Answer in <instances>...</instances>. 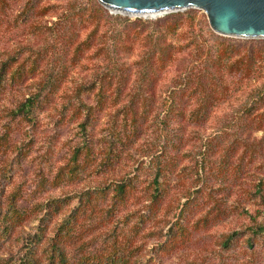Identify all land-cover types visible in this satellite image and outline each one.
<instances>
[{
	"label": "rangeland",
	"instance_id": "rangeland-1",
	"mask_svg": "<svg viewBox=\"0 0 264 264\" xmlns=\"http://www.w3.org/2000/svg\"><path fill=\"white\" fill-rule=\"evenodd\" d=\"M73 1L0 0V71L5 64H8L6 76L10 80L11 74L24 65L23 69L27 75H31L26 77L22 84L8 82L6 90L0 95V209L5 211L8 200L16 191L21 194L17 200L18 207L29 212L36 204H46L52 199L74 196L84 190L105 186L111 181L125 178L128 174L139 176V192L142 195L143 188L153 178L150 172L155 164L153 158L157 154V114L160 113L162 101L167 96L165 85L169 80L164 79L166 83H157L155 79L150 86L144 89L138 88L139 68H141L139 62L149 49L142 40L146 36L150 37L151 33L157 32L155 24L157 20L178 14H197L203 19L204 29L210 30L220 39L247 48L264 45V39L236 38L217 34L212 30L206 13L199 9L190 8L156 18L141 17L111 11L96 0L108 15H105L97 31L102 38L94 42L91 50L80 53L79 60L74 61L75 48L90 35L95 25L88 23L85 26L71 27L63 38L66 47H61L60 43L53 45L54 39L50 30L52 24L58 21L68 4ZM123 19L129 22H124ZM204 40L207 45L213 43V38L204 37ZM183 44H186V41ZM182 57L183 61L173 67L168 74L169 78L182 73L192 59L188 49ZM115 63L120 66L127 83L118 100H115L114 89L107 91L108 98L103 110L97 112V119L89 128L90 145L96 158L93 163L95 165L89 164L85 168L81 180L57 184L54 179L59 170L68 163L74 150L82 144L84 138L79 128L84 117L74 116L72 110L67 109L69 97L80 86H91L97 77L112 71ZM61 65L66 68L62 71L68 73L67 79L60 86L57 95L37 111V121L34 125L9 115L11 110L37 90V84L43 77L53 71L55 74L59 73ZM32 70L33 74L30 73ZM138 91L148 99V117L141 115L144 112L142 99L140 97L137 100L133 99ZM94 94L84 93V102L96 107ZM193 106V102L183 101L185 112L193 109ZM131 107L136 111L139 128L137 137H131V143L125 147H118L119 158L112 169L98 171V166L105 155L103 149L108 146L106 142L111 140L112 126L116 124V128L122 131L126 124L125 128L128 129L132 115L128 114L127 122L124 120V115ZM238 107L235 99L224 103L216 113H212L210 119L201 125L202 127H197L188 121V116L183 119V123H180L185 145L179 154L177 171L172 176L169 192L157 219L146 225L142 233L148 234L155 229L166 231V222L174 214L171 209L179 202L186 201L183 196L187 189H200L201 193L197 195V202L191 208L186 221L192 233L190 242L177 247L169 254L152 257L151 249L158 241L151 237L146 239L145 251L135 264H264V243L254 245V248L250 249L246 242L250 234L236 241L230 250H225L222 246L227 236L234 232H244L248 227L254 226L251 215L246 214V211L256 217V212L263 210L261 200L252 195L256 191L257 176L264 173V168L260 166L264 155L246 168L243 167L240 173L238 162L241 150L228 154L229 165L223 162L226 157L224 153L217 152L211 157V167H206L207 170L203 171V174L200 171L202 178L196 179L195 162L201 156L198 153L205 141L200 143L194 133L199 130L208 135L218 126L230 123L229 121L233 122ZM5 135L7 136L4 137ZM3 137L6 138L5 141ZM251 137L252 140L264 138V133L254 132ZM232 140L233 137L229 138L223 146L229 145ZM3 143L4 145H1ZM21 147L22 152H19ZM175 152L170 150L171 155ZM141 163L144 167L138 170ZM5 175L8 177L5 178ZM76 203L77 201L74 200L73 206ZM105 204L110 206L111 200ZM140 208V200L134 199L120 213L118 219L122 221L125 219L124 216ZM69 211L70 209L61 213L49 225L47 239L53 235L55 225L66 217ZM166 211L167 213L171 211L167 215L169 219H166L167 216L163 219ZM41 216L31 213L20 227H15L9 236L6 235V239H0V264H14L20 261L26 253L27 245L31 244L37 233ZM205 216L208 217L209 223L207 228L202 230L201 222L205 219H200ZM199 220L195 229L194 226ZM257 220L261 222L263 219L259 217ZM113 227L114 223L109 225L108 229L102 228L99 234L109 232ZM96 234L87 239L93 240L90 242L91 251H98L104 246L103 240H97ZM68 252L69 255L75 253L71 249H68Z\"/></svg>",
	"mask_w": 264,
	"mask_h": 264
},
{
	"label": "trees",
	"instance_id": "trees-1",
	"mask_svg": "<svg viewBox=\"0 0 264 264\" xmlns=\"http://www.w3.org/2000/svg\"><path fill=\"white\" fill-rule=\"evenodd\" d=\"M105 15L108 16L96 0H74L50 28L53 45L60 43L61 47H66L63 38L75 25H95L90 35L75 48L73 59L79 60L80 53L91 50L94 42L102 38L97 31ZM123 20L129 22L127 19ZM155 24L157 32L142 40L149 49L139 62L141 68L138 86L139 89H144L155 79L157 83H166L164 79H169L165 85L167 96L162 101L160 113L157 114V154L153 158L155 164L150 172L153 175L152 180L143 188L142 195L139 192V176L128 174L125 178L111 181L105 186L84 190L74 196L52 199L46 204H36L29 212L18 207L17 200L21 194L16 191L8 200L6 211L0 209V239H6V235L9 236L15 227H20L31 213L42 216L39 218L40 226L37 227L36 235L31 244L27 245L26 253L14 264H135L145 251L146 239L151 237L158 241L151 249L152 257L169 254L177 247L188 244L192 233L186 225L187 216L197 202L200 189H187L183 196L186 201L179 202L171 209L174 214L166 222V231L155 229L148 234L142 233L146 225L157 219L169 192L170 181L177 171L179 154L185 145L180 123H183L187 116L188 121L202 127L201 125H204L212 113H216L224 103L235 99L239 105L233 122L218 126L208 135L199 130L194 133L200 143L205 141L198 153L201 156L195 162L197 180L202 178L203 171L211 167V157L217 152L224 153L226 157L223 162L229 165L228 154L241 150L238 162L240 173L243 167L246 168L264 155V138L251 139L254 132L264 133V45L247 48L220 39L210 30L204 29L203 19L197 14L165 17L157 20ZM204 37L213 38L212 45H207L206 41H203ZM184 41L186 44H183ZM187 49L192 59L182 73L169 78L168 74L178 62L183 61L182 56ZM23 66L11 74L10 80L6 76L9 65L3 66L0 71V95L6 90L8 82L22 84L26 77L31 76L27 75ZM64 69V65H61L59 73L55 74L53 71L43 77L37 84V90L11 110L9 115L34 125L37 121V111L57 95L60 86L67 79L68 73L62 71ZM30 73L33 74V70ZM126 83L127 78L115 63L112 71L97 77L91 86H80L69 97L67 109H71L74 116L84 117L79 125L84 138L68 163L59 170L54 179L55 183L79 181L85 168L89 164L95 165L93 163L96 158L90 145L89 128L96 121L97 112L103 110L108 98L107 91L114 89L115 100H118ZM84 93H95L96 107L84 102ZM138 97L142 99L144 108L141 115L148 117V99L141 95L140 91L133 99L137 100ZM185 100L194 103L193 109L188 112L183 108ZM135 112L131 107L124 115L125 122L128 114L132 115L128 129L125 128L126 124L122 131L116 128V124L112 126L111 140L106 142L108 146L103 149L105 155L98 171L112 169L119 158L118 147H125L131 143V137H137L139 128ZM4 137L3 141L6 140ZM231 137V143L223 146ZM170 150H175V154L171 155ZM19 152H22V147ZM139 165L137 169L141 170L144 165ZM260 166L264 168V159L260 161ZM7 177L8 175H5V178ZM255 189L252 196L261 200L263 210L257 211L256 217L246 211V214L251 215L254 226L248 227L244 232H234L227 236L222 245L223 249L230 250L236 241L247 237L248 234L250 237L246 242L250 249H253L254 245L264 243V173L257 176ZM134 199L140 200L141 208L124 216L122 221L118 219L120 213ZM74 200L77 203L73 206ZM110 200L111 205L107 206L105 203ZM69 209V214L55 225L53 235L47 239L49 225ZM170 213L171 211H166L163 219ZM259 217L263 219L261 222L257 220ZM166 219H169L168 216ZM200 220H203L202 230L206 229L208 217ZM200 220L195 224V229ZM113 223L114 227L109 232L99 234L102 228L108 229ZM94 234L97 240H103L104 246L98 251H91L90 242L93 240H87ZM68 249L75 253L69 255Z\"/></svg>",
	"mask_w": 264,
	"mask_h": 264
},
{
	"label": "water",
	"instance_id": "water-1",
	"mask_svg": "<svg viewBox=\"0 0 264 264\" xmlns=\"http://www.w3.org/2000/svg\"><path fill=\"white\" fill-rule=\"evenodd\" d=\"M105 8L122 14H169L190 8L206 13L219 35L264 39V0H98ZM164 14V15H165ZM163 16V15H161Z\"/></svg>",
	"mask_w": 264,
	"mask_h": 264
},
{
	"label": "bare ground",
	"instance_id": "bare-ground-1",
	"mask_svg": "<svg viewBox=\"0 0 264 264\" xmlns=\"http://www.w3.org/2000/svg\"><path fill=\"white\" fill-rule=\"evenodd\" d=\"M130 14V13H129ZM165 13H163V12H157V13H150V14H130V15H132V16H143V17H153V18H156V17H159V16H161V15H164Z\"/></svg>",
	"mask_w": 264,
	"mask_h": 264
}]
</instances>
